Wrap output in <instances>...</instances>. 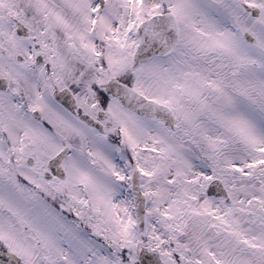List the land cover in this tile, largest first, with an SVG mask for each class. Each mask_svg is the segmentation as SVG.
I'll return each instance as SVG.
<instances>
[{"label":"snow or ice","instance_id":"obj_1","mask_svg":"<svg viewBox=\"0 0 264 264\" xmlns=\"http://www.w3.org/2000/svg\"><path fill=\"white\" fill-rule=\"evenodd\" d=\"M0 264H264V0H0Z\"/></svg>","mask_w":264,"mask_h":264}]
</instances>
